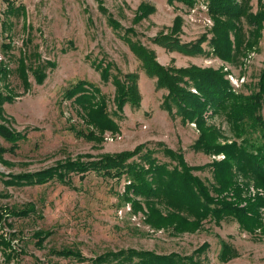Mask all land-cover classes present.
Masks as SVG:
<instances>
[{
  "label": "rangeland",
  "instance_id": "rangeland-1",
  "mask_svg": "<svg viewBox=\"0 0 264 264\" xmlns=\"http://www.w3.org/2000/svg\"><path fill=\"white\" fill-rule=\"evenodd\" d=\"M13 2L24 8V14L7 15L6 1L0 0V62L4 61L9 69L8 77L0 79V92H11L17 97L2 105L0 123L26 134V138L17 142L13 153L2 156L0 174L37 172L66 160H94L105 154L131 151L147 142L148 148L156 149L154 156L159 162L174 164L163 155V147L180 152L188 166H206L204 170L193 171L194 176L209 187L216 184L208 166L224 156H208L191 149L198 137L195 124L181 125L179 118L172 120L160 108L166 91L155 89V79L146 76L123 37L153 51L164 67L220 69L237 92L249 95L256 91L264 63V28L253 48L242 55L235 53L232 63L214 55L208 44L214 35L215 22L208 13L206 0ZM249 6L250 12L255 13L257 0H249ZM110 18L119 24L118 29L110 26ZM241 23L245 31L250 29L245 20ZM159 35H173L181 44L202 37L207 40L201 44V54L191 55L154 43L152 39ZM230 38L233 41L234 36L230 34ZM9 41L11 49L6 51L2 45ZM24 54L27 64L36 66L39 59L42 64L46 61L55 64L54 68H46L41 85L35 83L28 71L30 88L26 93L16 70L17 59ZM108 62L114 63L123 74L139 75V108L126 104L122 115L113 114L115 89L111 79L103 82L96 70ZM79 81L99 88L107 100L108 113L120 127L119 133L100 134L89 127L99 140H86L77 134L87 129L82 112L63 96ZM260 113L264 119V103ZM203 118L219 130V143L231 142L232 134L222 115L212 116L208 109ZM157 142L163 147L157 146ZM0 146L8 149L11 144L0 138ZM3 179L0 177V211L5 217L0 235L10 241L13 253L0 249V264H94L91 260L65 258L59 252L71 250L91 259L124 249L160 255L195 254V259L203 264H264V206L258 210L261 227L248 232L231 216L196 223L192 217L160 202L149 205L140 200V208H132L131 202L123 199L124 178L108 179L90 172L84 179L72 175L71 185L53 179L30 186H7ZM235 180L245 185L243 198L252 201L264 198V187L254 180L239 173H235ZM225 196L232 197V193L229 191ZM11 212L27 214L17 216ZM172 214L177 217H171ZM223 245L231 247L235 256L220 261ZM7 253L12 255L11 259H5Z\"/></svg>",
  "mask_w": 264,
  "mask_h": 264
},
{
  "label": "trees",
  "instance_id": "trees-1",
  "mask_svg": "<svg viewBox=\"0 0 264 264\" xmlns=\"http://www.w3.org/2000/svg\"><path fill=\"white\" fill-rule=\"evenodd\" d=\"M6 1V14H24V8L15 6L13 0ZM189 3V0H178ZM207 10L214 20L213 38L209 40L212 52L224 61L235 63V53H247L261 37L264 28V0H257V10L250 12L249 0L235 3L233 0H206ZM241 20L250 26L245 31ZM112 28L120 26L113 19H108ZM3 26H8L3 23ZM128 32V31H126ZM125 34H128L126 33ZM230 34L234 39L230 38ZM173 35H159L152 40L168 50H178L186 54H201V44L206 38L198 39L192 43L181 44ZM123 40L128 44L131 53L139 61L141 69L146 76L155 79V89L165 90L161 109L172 119L179 118L180 124L194 123L198 137L192 148L204 155H223L222 160L212 161L208 166L212 171L216 184L209 187L206 183L193 175L195 170H204L206 166L190 167L186 164L180 152L164 148L161 142L156 145L163 147V155L173 162V165L161 163L154 156L156 149L148 148V143L137 145L131 151L117 154H105L94 160H66L55 166L31 173L0 174L4 177L3 184L7 186L42 185L57 179L65 185L72 175L80 179L90 173L108 178L125 179L123 199L131 202L132 208H140L139 201L153 205L160 202L167 208L182 213L194 222L199 223L206 218L219 221L225 216L233 217L241 227L253 231L261 227L258 210L264 206V198L250 200L243 198L245 185L237 184L235 173H239L247 180H254L264 187V119L261 109L264 103V63L259 72L256 91L245 95L237 92L226 79V74L220 69L200 68L190 66L187 68L164 67L160 65L154 52L146 49L141 43L131 42L127 37ZM6 51L11 49V42L3 44ZM246 54H243V56ZM36 57V55H35ZM36 66L27 64L26 55L19 56L17 68L23 92L30 88L28 71L32 74L37 85H41L46 77L47 67L54 68L55 64L46 61L44 64L37 60ZM100 71L103 82L111 79L115 89L114 101L116 104L114 115H122L126 104L139 108L141 94L138 87L139 75L137 73L123 74L112 62L96 67ZM111 71L115 73L112 75ZM9 75V69L4 61L0 62V79ZM17 95L11 92H0V119H2V105L11 103ZM63 98L72 101L81 110L82 118L87 129L77 134L86 140H96L93 130L100 134L108 131L112 134L120 132L118 123L107 111V100L98 87L84 81L77 82L67 89ZM210 109L212 116L222 115L229 125L232 140L219 143V130L208 125L204 114ZM0 138L11 144L7 149L0 146V162L2 156L13 153L17 142L26 138V134L14 132L0 123ZM233 169H236L233 171ZM232 197L227 198L228 192ZM151 213L153 210L149 208ZM13 215H25L26 212H11ZM177 217L172 214L171 217ZM5 215L0 211V226ZM183 220V218H181ZM1 230V228H0ZM0 249H11L8 239L0 235ZM234 253H233V252ZM60 256L72 258L79 262L91 260L94 264L114 262V264H203L191 256H181L177 253L165 255L156 254L147 250L124 249L116 252H106L95 258L86 259L80 253L71 250L59 252ZM228 254V255H227ZM236 252L229 246L223 245L219 253V260L225 261L234 257ZM5 259H11L10 253Z\"/></svg>",
  "mask_w": 264,
  "mask_h": 264
}]
</instances>
